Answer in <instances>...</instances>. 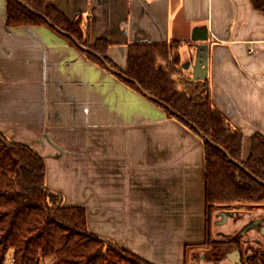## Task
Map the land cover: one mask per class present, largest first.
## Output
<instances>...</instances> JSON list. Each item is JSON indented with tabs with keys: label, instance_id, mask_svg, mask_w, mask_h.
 Returning a JSON list of instances; mask_svg holds the SVG:
<instances>
[{
	"label": "crops",
	"instance_id": "crops-1",
	"mask_svg": "<svg viewBox=\"0 0 264 264\" xmlns=\"http://www.w3.org/2000/svg\"><path fill=\"white\" fill-rule=\"evenodd\" d=\"M48 1L91 43L110 42L122 69L132 43L179 42L190 75L207 57L213 102L249 157L252 135L264 134V10L253 0ZM84 49L45 23L9 25L0 0V131L44 158L47 186L86 208L92 232L153 264H187L189 246L206 241L203 139ZM242 221L218 234L249 235ZM252 230L264 247V228ZM241 251L227 252L230 264Z\"/></svg>",
	"mask_w": 264,
	"mask_h": 264
},
{
	"label": "trees",
	"instance_id": "trees-1",
	"mask_svg": "<svg viewBox=\"0 0 264 264\" xmlns=\"http://www.w3.org/2000/svg\"><path fill=\"white\" fill-rule=\"evenodd\" d=\"M253 3L264 10V0ZM7 22L45 23L61 31L73 43L84 45L90 59L151 95L169 117L203 139L204 243H217L209 237L217 207L246 202L264 205V134L252 135L250 155L243 159L242 130L215 106L208 80H193L182 61L179 42L132 43L127 67L122 69L108 56L110 42L100 38L91 43L88 28L70 20L48 0H7ZM46 174V162L35 149L0 131V264L9 263L10 253L12 264H153L92 232L86 208L64 204L63 194L47 186ZM241 264H264V250Z\"/></svg>",
	"mask_w": 264,
	"mask_h": 264
},
{
	"label": "rangeland",
	"instance_id": "rangeland-1",
	"mask_svg": "<svg viewBox=\"0 0 264 264\" xmlns=\"http://www.w3.org/2000/svg\"><path fill=\"white\" fill-rule=\"evenodd\" d=\"M223 207L225 206L217 207L216 210L213 211L212 213V224H211V232L209 234V237L214 241L216 240L218 243V241H223L226 239L225 238L226 236H222V235L220 236L218 234V230L229 231L230 233H234V230L237 229L239 233L242 230V229L238 230L242 227L241 226L242 224L240 221L243 220L242 222L244 224L247 218L248 219L257 218V220L255 221L251 220L250 222L244 224L245 226L243 230L246 231V233L248 232L249 235H243L241 239L243 240L249 239L250 240L249 242L251 243V247L247 249V246L242 243L243 254L241 255L249 256L253 253V251L257 249H261V247L258 246V243H257L258 241L255 239V236H256L255 234L257 233L255 230H252V227L255 226L256 228H260V229L264 228V223H263L264 205L254 206L246 202L242 204H234L232 206H226L228 208H231L232 211H235L234 214H231L228 217L227 222H224L225 218L223 216L219 217L218 219H216V221H214L216 214L219 212V210H222ZM249 227H251V229ZM215 245L216 243H212V244L204 243L201 246H197L195 248H192V246H189L187 264H230V261L227 258L228 256L226 255L227 252L230 251V249H226V252L224 251V253L217 252L214 254V251H217V249L215 248ZM214 255L219 256V257H215ZM12 257L13 255L12 253H10V260L12 259ZM236 264H240V263H236Z\"/></svg>",
	"mask_w": 264,
	"mask_h": 264
},
{
	"label": "water",
	"instance_id": "water-1",
	"mask_svg": "<svg viewBox=\"0 0 264 264\" xmlns=\"http://www.w3.org/2000/svg\"><path fill=\"white\" fill-rule=\"evenodd\" d=\"M202 48L204 49V47L202 46H198V48ZM193 71H192V78L193 80H205L207 77V72H208V59L207 57L199 54L197 56V59L195 61V63L192 65ZM120 73V72H117ZM141 88V87H140ZM149 97H152L151 95H148ZM203 136H205L203 133H201ZM233 211H229V212H222V216L225 218L228 215L233 214Z\"/></svg>",
	"mask_w": 264,
	"mask_h": 264
},
{
	"label": "flooded vegetation",
	"instance_id": "flooded-vegetation-1",
	"mask_svg": "<svg viewBox=\"0 0 264 264\" xmlns=\"http://www.w3.org/2000/svg\"><path fill=\"white\" fill-rule=\"evenodd\" d=\"M236 238V237H235ZM235 238H230V239H228V240H223V241H219L218 243H216V245H215V248L217 249V251H214V254L215 253H224V251L226 252V249H232V248H234V247H238V248H240V250H242V243L244 244V245H246L247 246V249H249L250 247H251V243L249 242V240H247L246 241V239H241V238H237V239H235ZM226 241H229V242H226ZM246 242V243H245ZM258 250H264V247H262L261 249H257V250H255V251H253V253L252 254H254L255 252H257ZM228 251V250H227ZM242 252V251H241ZM242 254H243V252H242ZM217 255V254H216ZM227 255V254H226ZM215 256V255H214ZM245 255H241V262H240V264L242 263V260L243 259H247L248 258V255H246L245 257H244ZM215 257H219V256H215Z\"/></svg>",
	"mask_w": 264,
	"mask_h": 264
}]
</instances>
